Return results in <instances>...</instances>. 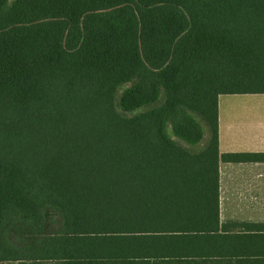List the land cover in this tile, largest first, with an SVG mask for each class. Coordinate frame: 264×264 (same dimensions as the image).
<instances>
[{
  "label": "trees",
  "instance_id": "trees-1",
  "mask_svg": "<svg viewBox=\"0 0 264 264\" xmlns=\"http://www.w3.org/2000/svg\"><path fill=\"white\" fill-rule=\"evenodd\" d=\"M247 93L264 0H0V264H264V221L219 210Z\"/></svg>",
  "mask_w": 264,
  "mask_h": 264
},
{
  "label": "crops",
  "instance_id": "crops-1",
  "mask_svg": "<svg viewBox=\"0 0 264 264\" xmlns=\"http://www.w3.org/2000/svg\"><path fill=\"white\" fill-rule=\"evenodd\" d=\"M245 136L243 141L223 140L218 115L219 154L250 155L243 161H219L221 220L264 221V158L259 157L264 154V125L245 128ZM206 144L203 143L198 150Z\"/></svg>",
  "mask_w": 264,
  "mask_h": 264
},
{
  "label": "rangeland",
  "instance_id": "rangeland-1",
  "mask_svg": "<svg viewBox=\"0 0 264 264\" xmlns=\"http://www.w3.org/2000/svg\"><path fill=\"white\" fill-rule=\"evenodd\" d=\"M127 85L122 86L118 93ZM218 115L222 139L243 141L246 139L245 128L264 125V94H222L218 97ZM202 126L204 136L200 143L181 144L192 151H197L209 137L207 128L204 124Z\"/></svg>",
  "mask_w": 264,
  "mask_h": 264
}]
</instances>
